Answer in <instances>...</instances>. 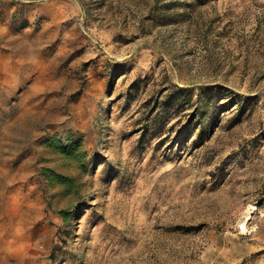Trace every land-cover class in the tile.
<instances>
[{"label": "rangeland", "instance_id": "obj_1", "mask_svg": "<svg viewBox=\"0 0 264 264\" xmlns=\"http://www.w3.org/2000/svg\"><path fill=\"white\" fill-rule=\"evenodd\" d=\"M0 264H264V0H0Z\"/></svg>", "mask_w": 264, "mask_h": 264}, {"label": "trees", "instance_id": "obj_2", "mask_svg": "<svg viewBox=\"0 0 264 264\" xmlns=\"http://www.w3.org/2000/svg\"><path fill=\"white\" fill-rule=\"evenodd\" d=\"M79 146V144H73L71 146H66V147H61L62 150L65 152V154L68 156V157H75L76 156V148ZM54 180L56 181H60V182H63L64 179L58 177L57 175H54ZM72 180V179H71Z\"/></svg>", "mask_w": 264, "mask_h": 264}]
</instances>
